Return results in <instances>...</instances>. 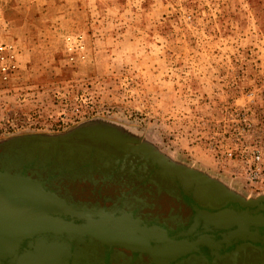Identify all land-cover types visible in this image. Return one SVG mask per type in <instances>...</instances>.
Segmentation results:
<instances>
[{
	"label": "rangeland",
	"instance_id": "374dc122",
	"mask_svg": "<svg viewBox=\"0 0 264 264\" xmlns=\"http://www.w3.org/2000/svg\"><path fill=\"white\" fill-rule=\"evenodd\" d=\"M0 11V43L17 56L0 72V142L108 123L239 195L264 193L212 152L240 109L264 117V0H0ZM76 32L84 58L71 61L63 38Z\"/></svg>",
	"mask_w": 264,
	"mask_h": 264
},
{
	"label": "water",
	"instance_id": "95a60500",
	"mask_svg": "<svg viewBox=\"0 0 264 264\" xmlns=\"http://www.w3.org/2000/svg\"><path fill=\"white\" fill-rule=\"evenodd\" d=\"M147 146L108 123L57 135H15L0 142V264H115V247L133 252L152 248L145 233L129 234L128 240L125 229L124 234L121 229L98 234L77 219L82 213L75 214L67 201L71 189L101 186L109 195L130 187L134 178H141L132 172L135 164L148 161L145 155L159 159ZM160 155L161 184L191 196L202 207L218 209L208 228L218 236L214 244L226 251L224 264L254 251L264 262V196L243 202L205 172ZM235 202L246 208L235 209ZM195 235L174 242L182 250L168 243L167 258L200 246L205 234ZM154 251V262L161 263V247L154 246Z\"/></svg>",
	"mask_w": 264,
	"mask_h": 264
},
{
	"label": "flooded vegetation",
	"instance_id": "af4514ba",
	"mask_svg": "<svg viewBox=\"0 0 264 264\" xmlns=\"http://www.w3.org/2000/svg\"><path fill=\"white\" fill-rule=\"evenodd\" d=\"M155 155L159 156L158 161L154 157L146 156L148 161L135 164L134 175L141 178H134L130 187H122V190L115 194L105 193L101 186L99 190L85 188L84 190L71 189V196L67 198L73 212L82 213L81 218L85 224L92 225L98 234H105L107 230L125 229L128 235L134 233L146 234L147 240L152 248L140 247L139 251L133 252L130 249L113 248L117 263L124 264H224L227 261L226 251L214 244V239L218 236L216 232H210L208 227H212L211 214L218 211L215 207L200 206L191 196L175 192L174 188L161 184V155L155 149L147 146ZM155 150V151H154ZM100 190L102 192H100ZM169 193H168V192ZM264 196L256 194L254 196L237 195L243 202L253 201ZM235 209H244L246 204H233ZM250 209H253L249 207ZM110 231V232H111ZM148 231L155 233L161 231L170 241L178 242L181 239H194L195 233L199 232V237L204 235L200 246H193L182 256L165 255L167 243L152 234L148 237ZM155 231V232H154ZM210 234H214L210 236ZM214 240V241H213ZM173 248L182 250L177 244H168ZM154 246L161 247V263L154 262L156 252ZM123 250L119 253L118 250ZM253 252V251H252ZM158 259V258H157ZM160 261V260H159ZM234 264H264L259 257L258 251L251 253L249 257H239L234 260ZM232 261V262H234Z\"/></svg>",
	"mask_w": 264,
	"mask_h": 264
},
{
	"label": "built area",
	"instance_id": "2783aa9c",
	"mask_svg": "<svg viewBox=\"0 0 264 264\" xmlns=\"http://www.w3.org/2000/svg\"><path fill=\"white\" fill-rule=\"evenodd\" d=\"M0 24L6 26L0 11ZM64 51L69 60L78 56L84 58L85 37L82 32L67 33L63 38ZM15 46L12 43H0V72L8 74L17 63ZM242 110V111H241ZM254 118L264 121L263 116H250L243 108L236 114L230 129L218 145L212 147L215 161L232 178L240 177L250 190L264 188V142L261 132L256 129ZM223 132V134H224Z\"/></svg>",
	"mask_w": 264,
	"mask_h": 264
}]
</instances>
